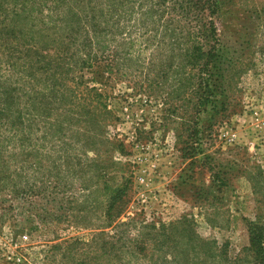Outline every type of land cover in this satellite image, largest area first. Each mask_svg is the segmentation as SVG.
<instances>
[{
    "label": "rangeland",
    "instance_id": "rangeland-1",
    "mask_svg": "<svg viewBox=\"0 0 264 264\" xmlns=\"http://www.w3.org/2000/svg\"><path fill=\"white\" fill-rule=\"evenodd\" d=\"M218 1L212 18L221 53L208 73L214 80L208 96L198 85L179 92L175 80H185L182 75L151 89L135 64L114 81L86 69L88 83L105 90L114 110L103 135L110 144L75 129L61 140L27 130L1 149L0 264H186L182 258L200 264L209 253L217 263L242 253L250 222L264 225V0ZM0 132L1 138L9 133ZM67 146L70 157L104 161V177L87 188L81 173L66 172ZM5 170L9 179L2 181ZM123 176L132 180L129 204L103 227L102 182L116 186ZM132 219L128 239L158 233L142 237L140 258L115 243L120 223Z\"/></svg>",
    "mask_w": 264,
    "mask_h": 264
},
{
    "label": "trees",
    "instance_id": "trees-1",
    "mask_svg": "<svg viewBox=\"0 0 264 264\" xmlns=\"http://www.w3.org/2000/svg\"><path fill=\"white\" fill-rule=\"evenodd\" d=\"M11 1L13 6L8 8ZM218 4V0H0V55L4 57L0 62V130L9 132L0 136V153L13 137L27 130H42L44 138L61 140L75 129L98 138L103 147L110 144L103 135L108 119L115 118L114 110L109 109L105 90L88 83L86 69L96 67L114 81L135 64L142 84L146 82L151 89L174 84V75H182L185 80H175L180 82L179 92L198 85L208 96L214 81L208 73L221 53L212 18ZM147 50L149 56L142 59L141 52ZM118 147L123 144H114L111 150ZM71 149L65 148L66 172L81 173L80 178L89 181L87 188L96 184L94 177H104L100 172L104 161L97 164L78 155L70 157ZM2 165L8 168V160H2ZM7 179L5 170L1 180ZM102 187L108 200L103 227H108L125 212L132 180L123 176L116 186L103 180ZM132 222L120 223L119 236L110 238L118 236L117 249L140 258L145 251L142 237L150 234L155 238L158 233H140V238L128 239ZM248 231L249 244L237 257H221L226 262L217 263L218 255L213 252L199 263L264 264V225L250 222ZM170 238L166 236L157 244L159 248L168 245ZM114 246L112 243L109 249ZM184 252H177L179 258ZM177 259L175 256L174 262ZM181 260L187 264L188 260Z\"/></svg>",
    "mask_w": 264,
    "mask_h": 264
},
{
    "label": "built area",
    "instance_id": "built-area-1",
    "mask_svg": "<svg viewBox=\"0 0 264 264\" xmlns=\"http://www.w3.org/2000/svg\"><path fill=\"white\" fill-rule=\"evenodd\" d=\"M24 237H26V236L24 235Z\"/></svg>",
    "mask_w": 264,
    "mask_h": 264
}]
</instances>
